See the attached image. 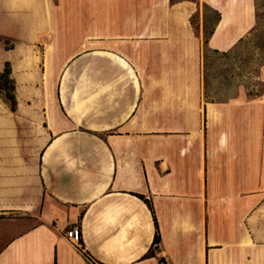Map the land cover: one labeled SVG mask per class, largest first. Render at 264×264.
Instances as JSON below:
<instances>
[{"label":"crops","instance_id":"1","mask_svg":"<svg viewBox=\"0 0 264 264\" xmlns=\"http://www.w3.org/2000/svg\"><path fill=\"white\" fill-rule=\"evenodd\" d=\"M43 1L48 139L29 160L0 130V264H91L81 245L103 264H264V91L203 96L204 48L233 49L256 0ZM199 3L221 15L207 43Z\"/></svg>","mask_w":264,"mask_h":264},{"label":"rangeland","instance_id":"2","mask_svg":"<svg viewBox=\"0 0 264 264\" xmlns=\"http://www.w3.org/2000/svg\"><path fill=\"white\" fill-rule=\"evenodd\" d=\"M256 3L257 23L233 49L222 53L204 48L203 96L206 99H227L237 95L240 88L253 97L263 93L260 74L264 66V0ZM199 4L200 14L193 15L191 22L205 39L215 28L217 14L206 3ZM82 10L76 8V12ZM95 11L98 9H86L93 18L92 32L98 29L94 23ZM47 13L43 0H0V130L12 144L26 149L29 160L38 159L48 139L43 127L46 89L39 40L50 28ZM11 95L15 97L14 102L10 100Z\"/></svg>","mask_w":264,"mask_h":264},{"label":"trees","instance_id":"3","mask_svg":"<svg viewBox=\"0 0 264 264\" xmlns=\"http://www.w3.org/2000/svg\"><path fill=\"white\" fill-rule=\"evenodd\" d=\"M215 12H216V14H217V20H216V23H218L219 20H220L221 15H220L219 12H217V11H215ZM213 32H214V29L209 33L208 36L205 37V39H204V42H205V43H207L208 38L213 34ZM9 73H10V72H9ZM10 100L14 102V101H15V97H14L13 95H11V96H10ZM140 197L146 201V203L148 204V206L150 207V209L153 211V205H152L151 201L148 200V199H146L144 196H140ZM160 242H161V237H160L159 227H158V224H157V222H156V234H155V239H154V245H153V248H155V249L158 248ZM80 250L84 253L85 257L91 262V264H103V263H100V262H98L97 260H95V259H94V258L88 253V252H85V251H84V247H83L82 245H81V247H80ZM153 255H154V252H153V251H150V252L146 255V257H151V256H153Z\"/></svg>","mask_w":264,"mask_h":264},{"label":"built area","instance_id":"4","mask_svg":"<svg viewBox=\"0 0 264 264\" xmlns=\"http://www.w3.org/2000/svg\"><path fill=\"white\" fill-rule=\"evenodd\" d=\"M65 235L73 244L80 245L82 239V231L80 226H74L65 231Z\"/></svg>","mask_w":264,"mask_h":264}]
</instances>
